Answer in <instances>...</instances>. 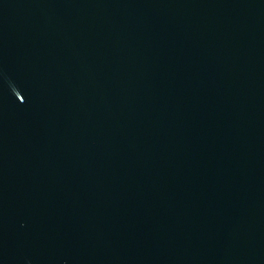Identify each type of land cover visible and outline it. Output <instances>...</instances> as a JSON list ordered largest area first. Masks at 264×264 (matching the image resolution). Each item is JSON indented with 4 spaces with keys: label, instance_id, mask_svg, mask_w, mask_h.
<instances>
[{
    "label": "water",
    "instance_id": "water-1",
    "mask_svg": "<svg viewBox=\"0 0 264 264\" xmlns=\"http://www.w3.org/2000/svg\"><path fill=\"white\" fill-rule=\"evenodd\" d=\"M0 264H264V0H0Z\"/></svg>",
    "mask_w": 264,
    "mask_h": 264
}]
</instances>
